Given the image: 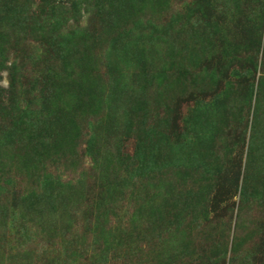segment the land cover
<instances>
[{"label": "rangeland", "instance_id": "1", "mask_svg": "<svg viewBox=\"0 0 264 264\" xmlns=\"http://www.w3.org/2000/svg\"><path fill=\"white\" fill-rule=\"evenodd\" d=\"M139 1L0 0V264H233L240 213L259 244L261 0Z\"/></svg>", "mask_w": 264, "mask_h": 264}, {"label": "trees", "instance_id": "2", "mask_svg": "<svg viewBox=\"0 0 264 264\" xmlns=\"http://www.w3.org/2000/svg\"><path fill=\"white\" fill-rule=\"evenodd\" d=\"M133 4L140 3L139 0H129ZM151 0H145L144 7L147 8L150 6ZM125 6V5H124ZM258 7L261 9L260 15L258 14V22L254 24L253 30H252V37L255 36L254 41L252 42V52L255 55V58L257 60L256 67L254 66V70L259 73L258 75V84L255 91V105L257 107L256 112L258 111L260 100H258V96L260 93H262L263 87H264V1L261 0L258 4ZM145 14V13H144ZM19 21L20 18L16 16L15 22ZM14 25V24H13ZM256 26V27H255ZM10 29L11 27L6 28L2 31L4 35L7 36L10 35ZM259 29L258 33L257 30ZM3 48L2 43H0V50ZM117 50V49H116ZM117 52V51H116ZM113 55H116L114 52ZM110 57V58H109ZM108 57L109 62L114 61V59H111V56ZM119 60V59H117ZM115 63V62H114ZM252 64H250L251 66ZM116 66V65H115ZM120 68V67H119ZM122 69V67H121ZM12 87V85H11ZM14 94L12 92V89L8 90L6 88L0 87V107H5L8 109V102L10 101V97ZM93 94V93H92ZM93 96H95L93 94ZM260 97V96H259ZM6 110V109H5ZM231 222V219H229ZM221 224L220 228V236L222 237V240H219L221 249L224 255L227 253L230 254V261L231 263L235 264H264V232L260 235V242L257 245L255 243V232H250L249 226H248V220L245 218H242V213H240V216L237 217L235 220V223L233 225V228H231L230 222ZM232 232V234H231ZM231 234V235H230ZM230 238V242H229ZM217 240H214V245H216ZM256 244V245H255ZM254 245V246H253ZM206 264H222L220 261H216L213 263H206Z\"/></svg>", "mask_w": 264, "mask_h": 264}]
</instances>
